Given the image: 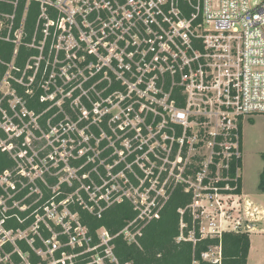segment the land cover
I'll return each instance as SVG.
<instances>
[{
    "label": "built area",
    "instance_id": "obj_1",
    "mask_svg": "<svg viewBox=\"0 0 264 264\" xmlns=\"http://www.w3.org/2000/svg\"><path fill=\"white\" fill-rule=\"evenodd\" d=\"M20 1L0 0L14 45L0 73V264H131L115 241L139 248L176 188L191 195L177 243L249 233L238 123L264 114V0H24L17 22ZM22 44L37 54L20 69ZM124 203L134 217L113 234L84 221ZM201 261L221 264V246Z\"/></svg>",
    "mask_w": 264,
    "mask_h": 264
},
{
    "label": "trees",
    "instance_id": "obj_2",
    "mask_svg": "<svg viewBox=\"0 0 264 264\" xmlns=\"http://www.w3.org/2000/svg\"><path fill=\"white\" fill-rule=\"evenodd\" d=\"M24 0L19 3L16 21L19 22L24 8ZM10 12V8H7ZM37 11L36 4H30L28 16L25 19L24 31L25 38L23 43H30L34 31ZM14 45L12 43L0 40V73L6 71V67L1 63H10L13 57ZM37 52L33 49L25 47L23 44L18 49L15 57L14 65L23 69L27 60L33 57ZM39 93L28 98L29 109L39 114L43 112L48 103H40L38 101ZM53 111H49L45 116H50ZM242 121L239 118L238 129L242 143ZM240 143V146H241ZM264 160V154L261 155ZM241 167V159L238 162ZM10 166L7 156L0 151V172ZM258 190L264 193V167L259 176ZM237 194L241 193V177L237 181L235 189ZM191 204L190 193H185L181 188H176L170 199L164 205L159 217L148 224L144 230L142 237L139 239L140 247L127 245L122 239L115 241V254L121 263L131 264H192L193 258L200 261L201 254L208 251L209 247L221 246V264H247L250 238L249 233L245 231L224 232L221 238L199 240L194 246L190 242L175 241L179 235L180 226V209H185ZM134 217L130 206L127 203L116 205L107 210L102 219L96 220L89 218L84 220L85 223L95 230L100 226L107 228L112 234L120 230L124 224ZM183 222L186 224L185 234L192 227V221L188 210L183 214ZM198 236V235H197Z\"/></svg>",
    "mask_w": 264,
    "mask_h": 264
},
{
    "label": "rangeland",
    "instance_id": "obj_3",
    "mask_svg": "<svg viewBox=\"0 0 264 264\" xmlns=\"http://www.w3.org/2000/svg\"><path fill=\"white\" fill-rule=\"evenodd\" d=\"M250 0L251 7H254V2ZM0 91L5 92L6 87L0 88ZM264 154V114L252 115L243 117L242 121V143H241V169L240 177L242 184L243 201L251 203L250 212L253 211V216L249 218V226L251 230V242L257 245L258 250L253 251L249 258L248 264H264V259L256 260L255 255L259 254L260 250H264V233H257L264 230V223L261 220L264 211V193L258 190L259 176L264 167V160L261 155ZM261 221V222H259ZM256 225V226H255ZM250 232V230H249ZM213 256L208 259L213 260L217 256V251H212Z\"/></svg>",
    "mask_w": 264,
    "mask_h": 264
},
{
    "label": "crops",
    "instance_id": "obj_4",
    "mask_svg": "<svg viewBox=\"0 0 264 264\" xmlns=\"http://www.w3.org/2000/svg\"><path fill=\"white\" fill-rule=\"evenodd\" d=\"M241 195H242V184H241ZM242 197V196H241ZM243 199V198H242ZM262 212V216H261V220L263 221V223H264V211H261ZM259 222H261V221H259ZM256 226V225H255ZM251 232H255V230H251L250 232H249V238H250V248H249V254H248V259H247V264L249 263V258L251 257V254H253V251H255L256 252V250H258V248L259 247H257V245H253L252 244V242H251ZM264 233V230H261V231H259V232H257V233ZM255 258H256V260H260V259H264V250H260L259 251V254L258 255H255Z\"/></svg>",
    "mask_w": 264,
    "mask_h": 264
}]
</instances>
